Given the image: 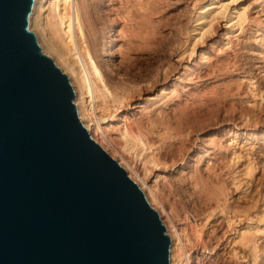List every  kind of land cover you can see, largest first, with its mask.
I'll use <instances>...</instances> for the list:
<instances>
[{
    "label": "rangeland",
    "instance_id": "374dc122",
    "mask_svg": "<svg viewBox=\"0 0 264 264\" xmlns=\"http://www.w3.org/2000/svg\"><path fill=\"white\" fill-rule=\"evenodd\" d=\"M76 1L80 9H83L80 3H83L82 6L93 3L90 6L86 4L87 7L92 6L86 12L91 15L89 18L93 21L90 23L100 36L95 35L97 50L101 48L103 36L108 40L106 31L111 24H116L115 30L122 27L119 32L123 30L125 35L119 34L122 36L119 40L126 34L129 37L127 35L123 39L125 43L126 38H132L128 41H132L133 45L128 42L123 46L126 57L133 59L131 75L125 76L121 72L114 74L113 71L112 75L107 68L108 72H104L105 65L101 63V67H104L100 69L101 74L109 75L105 82L109 92L124 87L123 91L118 89L120 91H115L112 96L108 93L99 95L103 91L100 89L94 91L92 100L83 94L82 103L88 113L83 120L92 126L91 132L88 130L90 135L94 134L96 142L118 161L129 177L139 187L147 185L140 188L149 204L159 213L170 239L172 234L170 236L167 227L173 228L174 225L175 231L172 228L169 231L174 233L175 238L178 237L177 241L174 236L173 239L179 245L174 244L178 248L173 246L176 261H170V257L169 264H252L255 259L254 264H264V0H142L141 3H144L141 7H138L140 4L136 0L132 2H136L137 6L132 2L131 5V0ZM123 1L129 2L124 4ZM55 3L56 0H40L31 22L29 17L31 25L28 28L36 38L39 33L54 28L56 22L51 21H56L55 13H66L70 9L72 12L71 4L64 6L60 0L56 7ZM129 4L132 7L128 8ZM133 5L140 11H135ZM108 7H111V11ZM92 8L96 9L95 12ZM126 11L129 18L125 17ZM114 14L118 15H115V20L110 18ZM106 16H109L108 19ZM100 24L104 26L99 29L97 26ZM102 30L105 35L101 33ZM131 34L135 36L134 40ZM38 44L41 47L40 41ZM44 49L41 47L42 52L51 57L68 76L74 90L69 71L54 54H50L53 52ZM156 69H160V72ZM128 89L130 93L125 91ZM115 93L121 94H117L118 97L122 96L121 100L129 99L128 102L126 99L122 103L114 101ZM75 99L76 93L74 103ZM107 99L110 100L105 101ZM94 122H97V132ZM235 124L238 126L233 128ZM230 127L232 130L228 131ZM159 144L163 149L157 147ZM195 145L214 153V156L211 152L205 156V151L200 152L203 158L198 163L200 175L195 176L197 182L190 176L193 175V161L182 165V157L192 152ZM152 146L157 148L153 150ZM159 152H162L161 155ZM204 164H210L212 168L209 166L208 169ZM140 171H147L146 175ZM204 173L210 178L202 177ZM206 177L207 180H204ZM207 189H211V192L208 191L206 195ZM195 190L201 195L195 194ZM210 194L214 196L211 198ZM200 198L206 200V205L204 202L202 204ZM197 200H200L199 203ZM238 210H246L249 216L252 214L255 218H261L258 221L251 215V219L249 217V221L244 222L247 225L241 223L236 227L239 232L247 226L246 229L251 232L261 234L258 256L244 254L236 242H226L230 233L229 239H237L236 233L227 234L225 231L227 222L243 216L238 214ZM217 234L222 238L220 242H223L222 247L219 245L221 250L218 255L211 247L218 242ZM202 243L205 244L204 248Z\"/></svg>",
    "mask_w": 264,
    "mask_h": 264
},
{
    "label": "water",
    "instance_id": "95a60500",
    "mask_svg": "<svg viewBox=\"0 0 264 264\" xmlns=\"http://www.w3.org/2000/svg\"><path fill=\"white\" fill-rule=\"evenodd\" d=\"M33 2L0 0V264H169L159 213L29 30Z\"/></svg>",
    "mask_w": 264,
    "mask_h": 264
},
{
    "label": "bare ground",
    "instance_id": "6f19581e",
    "mask_svg": "<svg viewBox=\"0 0 264 264\" xmlns=\"http://www.w3.org/2000/svg\"><path fill=\"white\" fill-rule=\"evenodd\" d=\"M60 0H56V7H58V2H59ZM62 1V3L64 4V6L65 5H67V7H69V5L71 4V6L70 7H72V12H70V10H68L66 13L65 12H61V13H55V16L57 17L55 20L56 21H51V22H56V24H54V28H49L48 29V32H42V33H39V36L37 37L38 39L37 40H39L40 42H41V47H42V49H44V48H46V50L47 49H49L51 52H53V53H50V54H54V56H55V58H57L58 60H59V62L69 71V73H70V76H71V78H72V80H73V85H74V90L76 91L75 93H76V99H75V105H76V109H77V114H78V116H79V118H81V121H83V125L85 124L84 123V118H87L88 117V113H87V110L85 109V107H84V105H83V103H82V97H84V96H82L83 94L84 95H87V96H89L90 97V99L92 100V97H93V94H95L94 93V91H100V89H103V91L105 92H103L102 90H101V93H99V95L100 94H106V93H108L109 95H113V93L115 92V91H117L118 89H122V88H124V87H122V88H116V90L114 91L111 87H113V86H111V83H110V88L114 91V92H112V93H110L109 92V90H108V87L106 86V85H108V84H105V82L108 80L107 78L109 77V75L106 73V75H104L103 73L101 74V71L102 70H100V69H102V68H104V67H101V63L103 62V64L105 65V68H104V72H108V71H106L107 69H109L110 71H111V73H112V75H113V72H114V74H116V73H122V74H124L125 76H129V75H131L130 74V69L132 68L131 66H132V62H131V60L133 61V59H131L129 56L128 57H126L127 55H125V53H124V49L125 48H123V46L125 45V44H128V42H131V44H132V41H128V39H132V38H126L127 39V43H125L126 42V40L124 41L123 39H125V37L128 35V34H126V36L122 39V40H119V34L120 35H122V34H124V31L123 30H121L122 32H119L120 31V29L122 28H118V30H115V26H116V24H111L110 26H109V28L107 29V31H106V34H107V39L108 40H105V38H104V36H103V38H102V40H103V42L100 44L101 45V48H100V50H99V48H98V50L96 49V47H97V45H96V38H95V35L97 34V29H95V27H94V25H93V23L91 24L90 22H91V20H90V16L87 14L88 12H86V9L91 5V4H93V3H91V4H87V5H89L88 7H87V5L85 4V6H82L83 5V3L81 4L80 3V6H81V8L83 7V9H80L79 8V3L76 1V0H72V3H71V1L70 0H61ZM86 1V0H85ZM87 1H89V0H87ZM92 1V0H91ZM94 1V0H93ZM92 1V2H93ZM108 1H111V0H108ZM107 1V2H108ZM133 1H135V0H133ZM141 1L142 0H140V1H138V0H136V2L137 3H139L138 5V7H141V5H142V3H144V2H142L141 3ZM144 1V0H143ZM82 2H83V0H82ZM113 2V1H112ZM129 2V1H128ZM128 2H126L125 1V3H128ZM132 0L130 1V4L132 5ZM135 2V3H136ZM40 3V0H34V2H33V6H32V11H31V13H30V15H29V17L31 16V19H30V22H31V20H32V15H33V12L38 8V6L40 5L39 4ZM123 3H124V1H123ZM124 3V4H125ZM135 3H133L134 5H135ZM137 3H136V6H137ZM114 4V3H113ZM112 4V5H113ZM129 4V6H128V8L131 6ZM96 5V4H95ZM94 5V6H95ZM109 5V4H108ZM133 5V7L135 8V6ZM109 6H111V5H109ZM143 6H144V4H143ZM92 7V6H91ZM91 7H89V8H91ZM112 7V6H111ZM110 7V8H111ZM126 7V6H125ZM132 7V6H131ZM138 7H137V9H138ZM65 8V7H64ZM110 8L108 7V9L110 10ZM134 8H132L133 9V11H134ZM63 9V8H62ZM67 9V8H66ZM69 9V8H68ZM131 9V10H132ZM137 9L135 8V11H137ZM64 10V9H63ZM95 8H92V11H94L95 12ZM106 10V9H105ZM112 10H114V9H112ZM85 11V12H84ZM87 11H89V13H90V9H88ZM111 11V10H110ZM128 11V10H127ZM126 11V15H125V17H128L129 18V15H128V12ZM140 10L138 9V12H139ZM141 11L143 12V8L141 9ZM99 11H97V13H98ZM92 14V13H91ZM99 14V13H98ZM107 14H109V12H107ZM85 15H87L86 17H85ZM93 15V14H92ZM94 15H96L95 13H94ZM100 15V14H99ZM111 15V14H110ZM115 15H117V14H114V16L113 17H111L110 16V18H114V17H116ZM133 15H135V14H133ZM132 14H131V16H133ZM136 15L138 16V13L136 12ZM54 16V17H55ZM118 16V15H117ZM137 16H135V18L137 17ZM93 17V16H92ZM91 17V18H92ZM99 17H101V16H99ZM107 17V16H106ZM109 17V16H108ZM108 17L106 18V19H108ZM239 17V16H238ZM96 18V17H95ZM98 18V17H97ZM109 18V19H110ZM134 18V19H135ZM34 19V18H33ZM100 19V18H99ZM117 19V18H116ZM239 19H240V17H239ZM52 20V19H51ZM112 19H110V21H111ZM114 20H115V18H114ZM114 20H113V22H114ZM132 19H129V21H131ZM50 21V20H49ZM48 21V22H49ZM93 21V20H92ZM97 21V20H96ZM125 21H126V18H125ZM133 21V20H132ZM50 22V23H51ZM127 22V21H126ZM210 22V21H209ZM239 22V21H238ZM47 23V22H46ZM97 23H98V21H97ZM111 23H112V21H111ZM117 23V22H116ZM48 24V23H47ZM95 24V23H94ZM123 24H125V23H123ZM29 25H31V23L29 24ZM103 25V24H102ZM104 26V25H103ZM103 26L101 27V24H100V26L98 27L97 26V28H99L100 29V27L101 28H103ZM131 26H133V25H131ZM45 27V26H44ZM50 27V26H49ZM132 29V28H131ZM130 29V30H131ZM132 31V30H131ZM96 32V33H95ZM38 33V32H37ZM101 33H103V30H102V32ZM131 32H129V34H130ZM100 34V33H99ZM104 34V33H103ZM98 35V34H97ZM105 35V34H104ZM125 35V34H124ZM99 36V35H98ZM102 36V35H101ZM123 36V35H122ZM121 36V37H122ZM132 36H134L133 34H131V37ZM100 37V36H99ZM98 37V38H99ZM120 37V38H121ZM128 37H129V35H128ZM134 38H135V36L133 37V40H134ZM99 40V39H98ZM101 40V39H100ZM38 41V42H39ZM97 42H99V41H97ZM125 43V44H124ZM100 45H99V47H100ZM115 45H118L116 48L114 47L113 49H111L110 48V46H115ZM133 45V44H132ZM123 48V49H122ZM130 49V48H129ZM132 49V48H131ZM130 49V50H131ZM45 50V49H44ZM49 50H48V52H49ZM47 53V52H46ZM130 53V52H129ZM117 56H118V58H117ZM57 60V61H58ZM104 65H102V66H104ZM101 67V68H100ZM107 68V69H106ZM157 70V69H156ZM110 71H109V73H110ZM113 71V72H112ZM134 71H135V69H134ZM157 71H159L160 72V69L159 70H157ZM162 72V71H161ZM110 73V74H111ZM120 73V74H121ZM133 73H135V72H133ZM158 73V72H157ZM163 73V72H162ZM154 74H156V73H154ZM153 74V75H154ZM164 74V73H163ZM134 75H136V74H134ZM108 76V77H107ZM117 76V75H116ZM124 76V77H125ZM156 76V75H155ZM105 77V78H104ZM107 77V78H106ZM119 78L121 77L120 75L118 76ZM132 77V76H131ZM131 77H129V78H131ZM149 77V76H148ZM158 77V76H157ZM110 78H112L111 76H110ZM126 78H124L123 80H125ZM152 79V78H151ZM112 80V79H111ZM122 80V81H123ZM127 80V79H126ZM125 80V81H126ZM142 80H145V79H142ZM147 80H148V78H147ZM150 80V79H149ZM148 80V81H149ZM115 82V81H114ZM144 82V81H143ZM116 83V82H115ZM118 83V82H117ZM123 83V82H122ZM121 83V84H122ZM145 83H146V80H145ZM124 84V83H123ZM112 85H113V83H112ZM118 85H119V83H118ZM126 85V84H125ZM101 86H102V88H101ZM121 86V85H120ZM123 86V85H122ZM129 86V85H128ZM133 87V86H132ZM114 88V87H113ZM126 88V87H125ZM128 88V87H127ZM130 89H131V87H130ZM130 89H128V90H125V91H127V92H129L130 93ZM133 90V89H132ZM118 91H120V90H118ZM117 91V92H118ZM122 91H123V89H122ZM134 91H135V88H134ZM134 91H132V92H134ZM162 91L163 90H161V92L160 93H162ZM132 92H131V94H132ZM125 93V92H124ZM128 93V94H129ZM116 95L118 94H120V93H115ZM98 95V96H99ZM109 95H108V97H109ZM115 95V96H116ZM118 95L116 96V97H114V101H117L118 103H120L121 101H124L125 99H122L121 100V98H122V96L121 97H118ZM121 95V94H120ZM119 95V96H120ZM130 95V94H129ZM107 97V98H108ZM112 97V98H113ZM125 97V96H124ZM103 98V97H102ZM109 98H111V97H109ZM128 98H129V96H128ZM108 100H110V99H107V100H105V101H108ZM112 100V99H111ZM127 100V99H126ZM125 100V101H126ZM129 100V99H128ZM128 100L126 101V103L128 102ZM113 101V102H114ZM122 103V102H121ZM93 125V124H92ZM94 125L96 126V132H97V128H98V126H97V122L95 123L94 122ZM236 125V126H235ZM235 125H233V128L234 127H237L238 125L237 124H235ZM85 127H86V129L87 130H89L90 132H91V127L92 126H89V125H87V123L84 125ZM231 126V125H230ZM241 127V126H240ZM232 127H230V128H228L227 130L228 131H230V130H232L231 129ZM99 130V129H98ZM237 130V129H236ZM234 132V131H233ZM235 132H237V131H235ZM97 134V133H96ZM94 134L93 133H91V137L95 140V136H93ZM152 139H153V137H152ZM141 140V139H140ZM209 140V139H208ZM210 140H213L212 138H210ZM209 140V142L210 143H213V142H211ZM96 141V140H95ZM142 142V141H141ZM147 142V141H146ZM203 142V141H202ZM160 143V142H159ZM205 143V142H204ZM215 143V142H214ZM149 144H150V142H149ZM154 144V143H153ZM152 144V145H153ZM163 144V143H162ZM218 144V143H217ZM216 144V145H217ZM151 145V144H150ZM155 145V144H154ZM205 145H207V144H205ZM208 145H209V143H208ZM159 146H161L160 144L157 146L158 148H160ZM196 146V148L192 151V152H190V153H188L187 155H185V156H183L182 157V160H183V162H182V165H187V164H185V163H188V161H193L192 162V165L194 166V168L192 169V171H191V173H193V175H190L191 176V178L192 177H194L195 178V176H198V175H200V169L198 168V163L199 162H201V159L203 158V157H201V154H200V152L201 151H205V156H207L208 155V153L209 152H211L210 154H212L213 156H214V153H213V151L211 150H208V148H204L203 146H199V145H195ZM210 146V145H209ZM152 147H154V146H152ZM157 147H154V149L153 150H155V148H157ZM164 148H165V145L163 146ZM161 148H162V146H161ZM163 149V148H162ZM166 150V149H165ZM159 151H160V149H159ZM162 151H164V150H162ZM156 152H157V150H156ZM155 152V153H156ZM160 153V152H159ZM162 153V152H161ZM161 153L159 154V155H161ZM192 153H194V154H192ZM156 154H158V152L156 153ZM219 154V153H218ZM154 156V155H153ZM156 156V155H155ZM194 156V157H193ZM161 157V156H160ZM211 159V158H210ZM180 160V159H179ZM144 161H146V160H144ZM149 161H150V159H149ZM176 161V160H175ZM172 162H174V161H172ZM213 162H214V164H215V161L213 160ZM147 163V162H146ZM145 163V164H146ZM150 163V162H149ZM148 163V164H149ZM205 163H208V162H205ZM147 164V165H148ZM152 164H154L155 166H156V164L155 163H152ZM181 164V163H180ZM214 164H213V166H214ZM141 165H143V163H141ZM150 165V164H149ZM205 166L204 167H206V165L207 164H204ZM146 166V165H145ZM209 166L212 168V166L209 164V165H207V167H208V169H209ZM143 167V166H142ZM200 167V166H199ZM206 167V168H207ZM215 167V166H214ZM140 168V167H139ZM145 168H143V171H145L144 170ZM147 170L149 169V168H146ZM153 169V168H152ZM208 169H206V170H208ZM139 170H141V169H139ZM143 171H140V172H142V173H145L144 175H146V172H143ZM149 171V170H148ZM205 170L203 169V172H204ZM138 172V171H137ZM150 172V171H149ZM150 173H152V172H150ZM141 174V173H140ZM139 174V175H140ZM202 174V173H201ZM208 174H209V172H208ZM208 174L206 175L205 173H204V175H201L202 177L203 176H208ZM212 174V173H211ZM210 174V175H211ZM147 175H149V174H147ZM147 177V176H146ZM209 178H210V176H208ZM213 177V176H212ZM189 178V177H188ZM191 178H189L190 180H191ZM193 178V179H194ZM197 178V177H196ZM196 178L194 179V180H196ZM209 178H208V180H209ZM142 179H143V176H142ZM146 179H148V178H146ZM188 179V180H189ZM192 179V180H193ZM149 180V179H148ZM147 180V181H148ZM204 180H207V177H206V179L204 178ZM203 179H201V181L203 182L204 181ZM142 181V180H141ZM144 181H145V178H144ZM210 181V180H209ZM196 182H197V180H196ZM196 182H195V185H196ZM204 182H206L207 183V181H204ZM143 183V182H142ZM193 183H194V181H193ZM144 184H145V182H144ZM189 184H190V182H189ZM202 184V183H201ZM205 184V183H204ZM197 185H199V183L197 184ZM144 186H147V185H144ZM143 186V187H144ZM201 185H199V187H200ZM140 187H142V186H140ZM142 187V188H143ZM204 187V186H203ZM206 187H208V186H206ZM151 188H152V186H151ZM192 188V190L194 191V189H193V187H191ZM201 188V187H200ZM209 188H210V186H209ZM208 188V189H209ZM204 189H206L205 187H204ZM207 189V192L205 191V193H206V195L208 194V191L209 192H211L210 190H208ZM149 190H150V187H149ZM152 190V189H151ZM197 190H199V189H197ZM197 190H195V194H197L196 192H197ZM203 190V189H202ZM146 192V191H145ZM199 193H201L200 192V190L198 191ZM151 193H153V192H151ZM194 194V195H195ZM146 195V194H145ZM198 195V194H197ZM201 195V194H200ZM200 195H198V196H200ZM203 195H204V192H203ZM202 195V196H203ZM211 195V194H210ZM214 196V195H213ZM212 195H211V198L213 197ZM215 196H218V194H216ZM210 197V196H209ZM208 197V198H209ZM216 198V197H215ZM217 198H219V197H217ZM196 199H198V198H196ZM202 201V204H203V202L205 203V205H206V200H204L203 201V199L202 198H200ZM210 199V198H209ZM214 199V198H213ZM212 199V200H213ZM216 200V199H215ZM214 200V201H215ZM219 200V199H218ZM198 201V200H197ZM200 201V200H199ZM199 201H198V203H199ZM211 201V200H210ZM217 201V200H216ZM209 202V201H208ZM218 202V201H217ZM210 203V202H209ZM201 204V205H202ZM198 205V204H197ZM200 206V205H199ZM204 206V205H203ZM215 206V205H214ZM235 211V210H234ZM239 211L240 210H238V214H242L241 216V218H239V219H237V220H231V222L229 221V222H227L228 224H226L227 225V229H226V231L225 230H223V231H225L227 234H228V232H233V233H236V235H235V237L237 236V239L236 238H232V239H229L230 237H231V233L230 234H228L227 235V240H226V242H228V243H233V242H236V243H238L239 244V246L238 247H240L241 249H242V251L244 252V254L245 253H247V254H253L254 256L255 255H257L258 254V251H259V248H261V247H259L258 248V246H260L259 244L260 243H258V239L261 237V234H256L257 232H255V233H253V232H251V230L249 229H246L247 228V226H246V228L245 229H243V230H241V232H239L237 229H236V227H237V225H239V224H241V223H244V222H246L247 221V219H249V217H250V219H251V215L252 214H250V216H249V214L247 213V211L246 210H244V212L246 211V213L245 214H243V213H241V211H240V213H239ZM235 214L237 213V211H235L234 212ZM233 213V214H234ZM238 214H237V216H238ZM231 215V214H230ZM252 216H254V215H252ZM263 216V215H262ZM240 217V216H239ZM258 217H260V216H258ZM252 218H254V219H258V218H255V216L254 217H252ZM229 219H231V218H229ZM234 219V218H233ZM261 221V218L260 219H258V221ZM249 221V220H248ZM247 221V222H248ZM256 221V220H255ZM168 223V222H167ZM245 224V223H244ZM248 224V223H247ZM247 224H245V225H247ZM166 226H168V225H166ZM224 227V226H223ZM251 227V226H250ZM168 228V232H169V234H170V236H171V234H172V236H171V240H172V242H171V250H170V253H171V256H170V253H169V260H170V257H171V260L170 261H172V262H174V254L176 253V252H174V254H173V246H174V244L175 243H177V242H175L174 241V239H173V232L171 233L170 231H169V229H171L172 228V226L169 228V226L167 227ZM173 231H175L174 230V225H173ZM223 229H225V228H223ZM254 229V228H253ZM252 229V230H253ZM228 230V231H227ZM255 230H257V229H255ZM254 230V231H255ZM258 231V230H257ZM260 231V230H259ZM222 232V231H221ZM225 232H223V234L225 233ZM221 234V233H220ZM222 234V235H223ZM216 235V234H215ZM216 237H218V242H217V244H216V242H215V247H213V246H211L212 248H215V254H217L218 252H220V248H219V245H221L222 243L220 242V241H222V240H219V239H222L221 238V236L219 235L218 236V234H217V236ZM174 238H175V236H174ZM176 239H178V237L176 236V238H175V240ZM261 239H262V237H261ZM200 240V239H199ZM198 240V241H199ZM231 240V242H229V241ZM177 241V240H176ZM260 241V240H259ZM264 241V240H263ZM199 242H201V241H199ZM206 242V241H205ZM211 242V241H210ZM225 242V243H226ZM207 244H208V242H206ZM262 243V242H261ZM203 245H202V248H204V246H205V244L204 243H202ZM211 244V243H210ZM234 244V243H233ZM177 245H179L178 243H177ZM200 245V244H199ZM224 245V244H223ZM226 245V244H225ZM230 245V244H229ZM209 246V245H208ZM221 247H222V245H221ZM225 247V246H224ZM174 248H176L175 246H174ZM232 248V247H231ZM237 248V247H236ZM239 248V249H240ZM176 249H178V248H176ZM219 249V251H217ZM232 249H234V248H232ZM209 251V250H208ZM213 251V250H212ZM234 251V250H233ZM236 251V250H235ZM241 251V252H242ZM214 252V251H213ZM238 253V252H237ZM259 253H260V251H259ZM244 254H243V256H244ZM178 255V254H177ZM204 255V254H203ZM218 255V254H217ZM217 255H216V257H217ZM259 255V254H258ZM257 255V256H258ZM205 256V255H204ZM247 256H249V255H247ZM203 257V256H202ZM221 257V256H220ZM199 258V257H198ZM223 258V257H222ZM245 258H246V256H245ZM248 258V257H247ZM251 258H252V256H251ZM255 258V257H254ZM244 259V258H243ZM178 260V259H177ZM227 260V259H226ZM253 260V259H252ZM256 260V259H255ZM255 260H254V262H255ZM176 261V260H175ZM216 261V260H215ZM221 261V260H220ZM254 262H252V264H254ZM227 263V262H226ZM230 263V262H229ZM218 264V263H217ZM225 264V263H224ZM242 264H244L243 262H242ZM247 264V263H246Z\"/></svg>",
    "mask_w": 264,
    "mask_h": 264
}]
</instances>
